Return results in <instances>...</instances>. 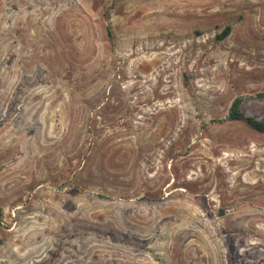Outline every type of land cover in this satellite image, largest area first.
<instances>
[{
	"label": "rangeland",
	"instance_id": "374dc122",
	"mask_svg": "<svg viewBox=\"0 0 264 264\" xmlns=\"http://www.w3.org/2000/svg\"><path fill=\"white\" fill-rule=\"evenodd\" d=\"M262 92L264 0H0V264H264Z\"/></svg>",
	"mask_w": 264,
	"mask_h": 264
},
{
	"label": "trees",
	"instance_id": "16d2710c",
	"mask_svg": "<svg viewBox=\"0 0 264 264\" xmlns=\"http://www.w3.org/2000/svg\"><path fill=\"white\" fill-rule=\"evenodd\" d=\"M232 27L231 25H227L225 29L218 35L219 38H226L231 33ZM109 34L111 35V31L109 30ZM259 96L264 97V92L259 93ZM243 97L238 96L234 99L229 114L226 120H236L242 121L248 127L258 132L264 133V120L248 113L242 107ZM2 224V209L0 208V225Z\"/></svg>",
	"mask_w": 264,
	"mask_h": 264
}]
</instances>
